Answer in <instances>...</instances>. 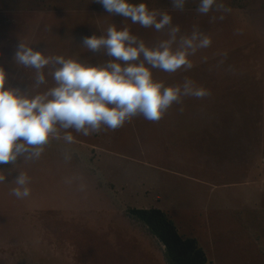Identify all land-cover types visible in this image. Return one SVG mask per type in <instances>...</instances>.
Instances as JSON below:
<instances>
[{
  "label": "rangeland",
  "instance_id": "rangeland-1",
  "mask_svg": "<svg viewBox=\"0 0 264 264\" xmlns=\"http://www.w3.org/2000/svg\"><path fill=\"white\" fill-rule=\"evenodd\" d=\"M132 2L167 12L172 24L143 28L96 0H0V66L8 86L32 94L55 86L58 65L36 85L35 69L14 60L19 43L102 65L111 59L104 50L81 42L112 24L149 47L172 39L176 26L173 49L193 33L211 40L187 50L191 68L151 69L166 87L191 80L209 95H181L159 121L138 115L88 136L57 126L39 158L0 165V264H167L162 244L128 216L133 208L164 211L207 264H264V0H216L227 10L207 14L199 0L183 10L171 0ZM19 173L29 177L22 199L12 194Z\"/></svg>",
  "mask_w": 264,
  "mask_h": 264
},
{
  "label": "clouds",
  "instance_id": "clouds-1",
  "mask_svg": "<svg viewBox=\"0 0 264 264\" xmlns=\"http://www.w3.org/2000/svg\"><path fill=\"white\" fill-rule=\"evenodd\" d=\"M105 11L130 18L133 24L156 31L172 24L167 12L159 15L148 5L132 0H96ZM187 0H171L172 7L183 10ZM224 9L216 0H199L197 12L207 14L213 6ZM223 19V17H221ZM179 26L171 29L172 39L161 41L156 47L147 46L138 40L128 28L110 25L106 35L85 36L82 45L93 53L102 49L111 59L102 65L85 63L62 56L48 57L37 50L19 43L14 54L16 63L35 69V84H46L43 69L50 63L58 65L51 72L55 86L43 93L32 94L28 90L8 86V74L0 66V165L15 164L26 156L39 158L43 146L58 128L74 129L88 136L101 131L102 126L116 130L126 121L142 115L146 120L159 121L173 103H179L181 95L203 98L209 93L195 87L186 80L183 87L169 86L153 79L151 69L176 72L183 67L191 68L188 49L210 46L211 40L196 33L182 38V48L173 49L175 33ZM143 60H140V57ZM137 61H139L137 63ZM150 66V67H149ZM66 142H73L71 133L64 135ZM5 177L0 176V180ZM17 187L12 194L17 198L30 195L29 177L19 173L14 180Z\"/></svg>",
  "mask_w": 264,
  "mask_h": 264
},
{
  "label": "trees",
  "instance_id": "trees-1",
  "mask_svg": "<svg viewBox=\"0 0 264 264\" xmlns=\"http://www.w3.org/2000/svg\"><path fill=\"white\" fill-rule=\"evenodd\" d=\"M128 216L142 223L162 244L167 264H207L205 251L193 238L184 239L169 216L160 209H130Z\"/></svg>",
  "mask_w": 264,
  "mask_h": 264
}]
</instances>
